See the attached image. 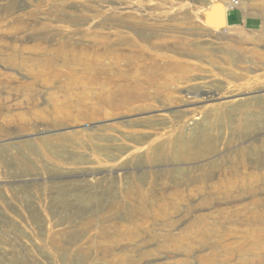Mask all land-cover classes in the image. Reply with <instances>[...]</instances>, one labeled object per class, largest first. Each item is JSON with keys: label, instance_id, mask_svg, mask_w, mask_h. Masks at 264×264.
I'll return each instance as SVG.
<instances>
[{"label": "rangeland", "instance_id": "374dc122", "mask_svg": "<svg viewBox=\"0 0 264 264\" xmlns=\"http://www.w3.org/2000/svg\"><path fill=\"white\" fill-rule=\"evenodd\" d=\"M231 2L0 0V264H264V233H246L232 219L237 206L255 199L251 195H234L235 200L223 198L219 206L193 209L207 199L188 197L173 217L183 220L174 233L186 237L177 248L160 247L159 242L134 246L118 226H135L140 240L147 238L144 217L127 218L129 209L140 205L133 185L147 187L146 174L179 168L198 171L196 166L226 154L223 148L214 156L185 164L163 155L149 164L147 145L137 143L142 135L205 133L203 112L239 99L211 98L219 87L242 90L240 98L263 104L257 97L264 95V0H240L238 8L231 10L230 21L237 20L242 9L241 24L209 28L203 11L212 3H224L228 9ZM128 12L142 14L146 23L156 26L157 37L142 41L150 49L151 42L180 40L187 48L203 49L201 58L175 47L155 49L160 59L175 56L187 62L189 69L168 72L165 67L168 77L149 85L137 74L135 91L142 97L138 101L129 100L127 84L134 71H130L124 42L115 34L130 32ZM73 47L96 56L105 73L95 80H78L66 74V67L60 77L56 71L46 72L47 59ZM211 48L221 63L215 67L206 56ZM222 51L238 54L241 62L227 71ZM247 70L249 78L239 81L238 74ZM184 115L188 116L183 119ZM67 135H79L87 142L92 137L94 148L88 144L64 147L59 139ZM263 156L264 150L251 154L248 162ZM237 159L234 154L226 160L223 176L206 184L214 186L221 178L225 183L242 179L240 172L229 171L231 160ZM257 172L264 173V168ZM178 181L190 194L196 190ZM256 199H264V193ZM219 209L226 211L227 226L237 230L200 245L186 229L188 224L200 216L213 222Z\"/></svg>", "mask_w": 264, "mask_h": 264}, {"label": "bare ground", "instance_id": "6f19581e", "mask_svg": "<svg viewBox=\"0 0 264 264\" xmlns=\"http://www.w3.org/2000/svg\"><path fill=\"white\" fill-rule=\"evenodd\" d=\"M227 12L228 9L224 3H212L209 8L203 11V16L210 26L209 28L222 29L228 27ZM126 16L128 17L126 28L133 35L138 36V40L130 32L121 35L118 31L115 34L124 42L126 51L129 53L130 71L132 72V69L134 71L133 75L129 76V83L127 84V89L130 91L128 95L130 101L142 99L140 94L135 91V84L139 82L137 74L145 79V84L149 85L159 79L168 77L166 69H168V72L173 70L182 71L183 73L189 69L187 62L180 61L175 56H166L160 59V56L153 52L155 49L171 50L175 47L178 52L183 54L199 58L203 56V49L187 48L184 40L163 42L159 45L151 42L150 49L142 44V41L157 37V33L153 30L156 26L146 23V18L142 14L128 12ZM150 29H152L151 32H149ZM208 33L212 35L214 31H208ZM212 51L211 48V53L206 56H209L211 65L215 67L216 64L221 63L214 59ZM222 53L224 58L221 59V62L228 66L227 71L230 70L229 66H236V63L241 59L238 54L228 51L225 53L222 51ZM46 61V72L56 71L59 77L63 76L62 73L65 67L68 69L66 74L72 77L78 76V80L83 78L95 80L97 76L105 73L98 66L96 56L79 53L76 51V47L67 50V53L58 56V58L47 59ZM223 70L222 67V72ZM209 73L212 74V72ZM213 77L210 76V78ZM248 78L249 70L243 71L237 77L239 81ZM262 78L264 80V74H262ZM253 79H256V77ZM226 89V87H219L217 93H213L210 97L239 99L236 102L234 100L225 101L208 107L203 112L202 117L207 124L205 133L193 137H191L192 135L190 137H188L189 135H142L137 141L138 144L147 145L145 148L151 157L147 158L149 164L156 163L155 161L163 155L178 164H185L199 162V160H204L210 155L214 156L223 148L226 150V154L220 158L211 159L203 166H196L199 167L198 171L187 170L186 168H179L177 171L157 170L151 172L149 176L146 174L147 187L133 185V189L136 190L140 199V205L135 210L129 209L127 218H132L134 214L142 215L144 217L143 236L147 238L141 241V236L135 226L118 225L121 232L128 239H131L129 243L132 245L141 247L148 243L159 242L160 247L177 248L185 243L186 237H182L180 233H174L173 230L183 220H175L173 217L180 211L179 206L188 197H206L207 199V201H202L197 206L191 207L193 209L219 206L223 198L228 197L235 200L234 195H237V197L251 195L255 199L250 203L237 206V209L232 213V219L235 222L234 224L246 233H264V199H256L259 194L264 193V173L257 172L258 169L264 168V156L258 158L259 160H256V162H248L251 154H257L264 150V102L262 105L257 106L252 102L253 98H240L243 94L242 90L229 91ZM257 99L264 101V95L257 97ZM187 116L184 115L183 119ZM88 138L89 142L81 139L79 135H67L60 138L59 141L64 147H75L77 145L83 148L88 144L94 148L93 145L95 144L91 142L92 137L88 136ZM95 138H98V136H94ZM233 146L235 147L232 148ZM122 148L119 147L118 151L122 152ZM135 148L139 149L138 147ZM234 154L237 155L238 159L236 161L231 160L229 171L240 172L242 179L225 183L221 178L219 184L208 186L206 183L209 180L223 176L224 162L233 157ZM49 156L55 162L54 154L50 152ZM120 157L121 155H118L117 158ZM97 160L101 162L104 158L97 157ZM98 161H94V163H98ZM231 176L237 179L238 175L232 172ZM179 179H182L188 186L194 185L196 187L193 194L182 189L183 184L178 181ZM114 191V189H111L110 193L113 194ZM115 203L116 201L113 204ZM118 207L121 208L122 204L119 203ZM218 211V216L213 222H207L206 217L200 216L188 224L186 229L190 231L191 236L198 239L200 245H207L212 242L211 239L215 235L222 237L224 234L237 230L236 226H227L226 211L223 209ZM170 240H172V243L169 242ZM219 244L220 240L215 243V246Z\"/></svg>", "mask_w": 264, "mask_h": 264}, {"label": "crops", "instance_id": "0c3cea01", "mask_svg": "<svg viewBox=\"0 0 264 264\" xmlns=\"http://www.w3.org/2000/svg\"><path fill=\"white\" fill-rule=\"evenodd\" d=\"M231 15H232L231 10H228L226 15V21L228 26H236L242 23L244 18V11L242 9H239V17L237 20H234L233 22L230 21Z\"/></svg>", "mask_w": 264, "mask_h": 264}, {"label": "built area", "instance_id": "2783aa9c", "mask_svg": "<svg viewBox=\"0 0 264 264\" xmlns=\"http://www.w3.org/2000/svg\"><path fill=\"white\" fill-rule=\"evenodd\" d=\"M239 5H240V0H232L228 10L237 9Z\"/></svg>", "mask_w": 264, "mask_h": 264}]
</instances>
